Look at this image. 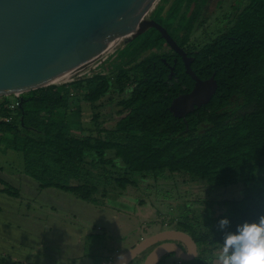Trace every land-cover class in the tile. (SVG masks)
I'll return each instance as SVG.
<instances>
[{"label": "trees", "instance_id": "trees-1", "mask_svg": "<svg viewBox=\"0 0 264 264\" xmlns=\"http://www.w3.org/2000/svg\"><path fill=\"white\" fill-rule=\"evenodd\" d=\"M208 1L160 0L151 13L194 58L191 67L198 77L214 75L218 83L211 100L186 119L175 117L169 107L195 82L180 59L174 62L177 54L163 50L166 41L154 28L115 52L110 76L32 90L29 97L23 94L12 122L2 118L6 111L0 117V151L21 154L23 173L39 190L64 191L88 205L107 207L142 180L165 173L203 183L208 191L240 188L239 196L221 200L208 216L204 208L186 207L185 214L172 218L170 224L196 242L195 264H217L225 231L264 214V0H235L239 7L229 14V27L210 42L196 41L192 37L202 27ZM163 59L174 67L172 77ZM116 97L114 125L103 126L94 108L95 129L82 125L76 102L97 108L103 99ZM0 194L21 196L3 178L2 167ZM225 217L230 225L220 230L218 222ZM145 252L137 258L142 264L151 249Z\"/></svg>", "mask_w": 264, "mask_h": 264}, {"label": "rangeland", "instance_id": "rangeland-1", "mask_svg": "<svg viewBox=\"0 0 264 264\" xmlns=\"http://www.w3.org/2000/svg\"><path fill=\"white\" fill-rule=\"evenodd\" d=\"M238 4L235 0H209L202 13V27L195 29L192 39L210 42L223 33ZM24 95L29 97L30 93ZM75 105L76 115L81 113L82 125L88 129H95L93 108L105 127L119 118L114 102L107 99L96 104L98 109L81 102ZM0 167L3 178L21 191L19 198L0 194V264L15 259L22 264H100L107 254H115L116 261L118 254L143 238L173 228L172 218L185 214L186 207L192 211L204 208L203 214L208 216L206 212L217 208L221 200L239 196L241 191L239 187L208 191L203 183L192 184L184 176L165 173L157 180H142L127 194L112 199L109 206L97 207L64 191L39 190L37 182L23 173L21 154L13 150L0 151ZM137 258L130 264H142V257ZM178 262V258L166 256L160 264Z\"/></svg>", "mask_w": 264, "mask_h": 264}, {"label": "water", "instance_id": "water-1", "mask_svg": "<svg viewBox=\"0 0 264 264\" xmlns=\"http://www.w3.org/2000/svg\"><path fill=\"white\" fill-rule=\"evenodd\" d=\"M160 0H0V96L20 95L57 82L89 76L113 55L119 43L133 41L150 28L182 56L195 84L172 100L169 110L185 119L206 105L218 88L215 76L201 79L193 71L194 58L150 17ZM108 63L107 66H109ZM106 66V67H107ZM174 68L171 67L170 77ZM24 112L21 119L23 120ZM157 245L144 264H158L168 254L190 261L197 244L186 232L163 230L143 238L123 254L130 264ZM176 242L183 243L185 252ZM113 264H119L116 260Z\"/></svg>", "mask_w": 264, "mask_h": 264}, {"label": "clouds", "instance_id": "clouds-1", "mask_svg": "<svg viewBox=\"0 0 264 264\" xmlns=\"http://www.w3.org/2000/svg\"><path fill=\"white\" fill-rule=\"evenodd\" d=\"M227 217L218 222L220 230L228 229ZM119 264H128L127 257L120 253ZM217 264H264V214L253 221H244L235 231H225L224 240L216 253Z\"/></svg>", "mask_w": 264, "mask_h": 264}, {"label": "flooded vegetation", "instance_id": "flooded-vegetation-1", "mask_svg": "<svg viewBox=\"0 0 264 264\" xmlns=\"http://www.w3.org/2000/svg\"><path fill=\"white\" fill-rule=\"evenodd\" d=\"M150 17H151V14H150ZM150 29H152V28H150ZM149 29V30H150ZM147 32V31H146ZM138 38V37H137ZM136 38V39H137ZM136 39H134L133 41H135ZM133 41H130V42H128V43H126V44H123V40L121 41V43H119V45H118V49L117 50H120V49H122V48H124V47H126V46H128V45H130ZM167 44V43H166ZM167 48L166 47H164V49L163 50H166V52H168V49L169 50H171L173 53H175V54H177V57H175L174 58V62L175 63H178V61H179V59L182 61V63H183V65H184V68H185V73H186V65H185V62H184V60H183V58H182V56H180L178 53H176L168 44H167ZM184 50H185V52L188 54V56H189V52H187L186 51V48H183ZM116 50V51H117ZM115 51V52H116ZM114 55V56H113ZM113 55H108V57L106 58V60L103 62V63H101V65H99L98 66V68L96 69V70H94V72H92V74L89 76V77H94V76H96V75H98V74H101V75H103V76H106V77H108V76H110L111 75V72H112V70H113V63H115V59H116V57H117V54L115 53V54H113ZM168 55H169V57H171V54L170 53H168ZM113 56V57H112ZM163 62L168 66V67H171V63L170 62H168L166 59H163ZM108 63H110V66L108 67V70L107 71H104V69H106V66L108 65ZM174 68V67H173ZM129 91H131V89H128V90H126L123 94H121L120 96H125L126 94H127V92H129ZM109 97V95L108 96H106V98H108ZM117 99L115 100V101H113L114 102V108H116V109H119V105H118V101L120 100V97H116ZM109 100V99H108ZM189 115V114H188ZM187 115V116H188ZM187 116H186V118H187ZM185 118V119H186ZM171 229H173V230H177L176 228H175V226L173 225V228H171ZM164 241H162V242H159V243H157V244H155V245H153V246H151L149 249H151V251L157 246V245H159L160 243H163ZM177 243V245L178 246H180L185 252L187 251V248H186V246L183 244V243H181V242H176ZM149 249H147V250H149ZM146 250V251H147ZM199 251V250H198ZM166 256H170V257H175V258H177L176 256H175V254H173V253H171V254H168V255H166ZM166 256H164L163 258H165ZM162 258V259H163ZM161 259V260H162ZM161 260L159 261V263L158 264H160V262H161ZM194 260V259H193ZM178 264H185V262L186 261H184V260H182V259H179L178 258Z\"/></svg>", "mask_w": 264, "mask_h": 264}, {"label": "built area", "instance_id": "built-area-1", "mask_svg": "<svg viewBox=\"0 0 264 264\" xmlns=\"http://www.w3.org/2000/svg\"><path fill=\"white\" fill-rule=\"evenodd\" d=\"M69 81H73V80H69ZM69 81L57 82V84H62ZM5 97L8 98V100L7 99L5 100L4 99ZM19 97H20L19 94H15L11 96H0V117H2L1 114L4 113V111H6L9 115L2 118L5 119L7 122H12L14 120L18 108L21 106L22 102ZM108 264H111V262H109Z\"/></svg>", "mask_w": 264, "mask_h": 264}, {"label": "crops", "instance_id": "crops-1", "mask_svg": "<svg viewBox=\"0 0 264 264\" xmlns=\"http://www.w3.org/2000/svg\"><path fill=\"white\" fill-rule=\"evenodd\" d=\"M140 242V241H139ZM138 242V243H139ZM134 247V246H133ZM131 249V248H130ZM199 249H198V246H197V255L195 256V258L194 259H196L197 257H198V255H199V251H198ZM128 251V250H127ZM115 252L117 253V252H119V249L118 248H116L115 249ZM193 260V259H192ZM185 261V260H184ZM109 262H111V264H113L114 262H115V254H107L105 257H104V259H103V261H102V263H100V264H108Z\"/></svg>", "mask_w": 264, "mask_h": 264}]
</instances>
